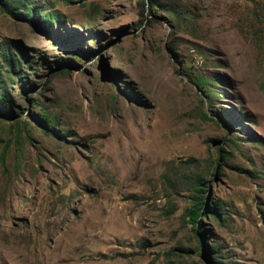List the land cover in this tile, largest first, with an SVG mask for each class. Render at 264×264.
I'll use <instances>...</instances> for the list:
<instances>
[{"label": "rangeland", "instance_id": "obj_1", "mask_svg": "<svg viewBox=\"0 0 264 264\" xmlns=\"http://www.w3.org/2000/svg\"><path fill=\"white\" fill-rule=\"evenodd\" d=\"M17 12L0 8V264H264V0Z\"/></svg>", "mask_w": 264, "mask_h": 264}, {"label": "trees", "instance_id": "obj_2", "mask_svg": "<svg viewBox=\"0 0 264 264\" xmlns=\"http://www.w3.org/2000/svg\"><path fill=\"white\" fill-rule=\"evenodd\" d=\"M21 3H25L26 4V0H0V8H4L9 11H11L13 13V15L15 16H19L20 14H27V13H21V12H17L18 10H20L21 8ZM38 13V12H37ZM36 10H35V15H37ZM13 103H12V99L10 96L4 95L3 97H0V114L2 115H13L14 114V109H13ZM44 130L46 131H52L49 127H44ZM203 188V187H202ZM205 205V201H199L195 204L194 208L190 210L189 212V216L190 219L193 220L194 222H199V218L202 214V210L204 208ZM211 213L213 215H216V211L215 210H211Z\"/></svg>", "mask_w": 264, "mask_h": 264}]
</instances>
